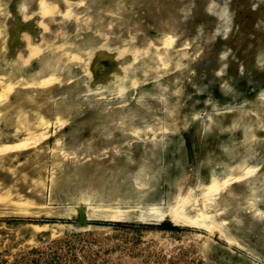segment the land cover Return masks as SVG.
Listing matches in <instances>:
<instances>
[{"label": "rangeland", "instance_id": "rangeland-1", "mask_svg": "<svg viewBox=\"0 0 264 264\" xmlns=\"http://www.w3.org/2000/svg\"><path fill=\"white\" fill-rule=\"evenodd\" d=\"M0 264H264V0H0Z\"/></svg>", "mask_w": 264, "mask_h": 264}, {"label": "bare ground", "instance_id": "bare-ground-1", "mask_svg": "<svg viewBox=\"0 0 264 264\" xmlns=\"http://www.w3.org/2000/svg\"><path fill=\"white\" fill-rule=\"evenodd\" d=\"M8 58V57H7ZM11 58V57H10Z\"/></svg>", "mask_w": 264, "mask_h": 264}]
</instances>
